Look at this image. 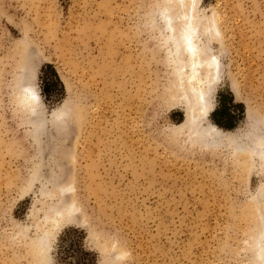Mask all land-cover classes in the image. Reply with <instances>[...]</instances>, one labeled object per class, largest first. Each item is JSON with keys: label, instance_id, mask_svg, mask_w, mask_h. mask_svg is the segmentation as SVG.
Wrapping results in <instances>:
<instances>
[{"label": "rangeland", "instance_id": "rangeland-1", "mask_svg": "<svg viewBox=\"0 0 264 264\" xmlns=\"http://www.w3.org/2000/svg\"><path fill=\"white\" fill-rule=\"evenodd\" d=\"M196 2L220 32L214 109L244 107L230 130L185 123L167 0H0V264H76L73 229L94 264H260L264 0Z\"/></svg>", "mask_w": 264, "mask_h": 264}, {"label": "bare ground", "instance_id": "bare-ground-1", "mask_svg": "<svg viewBox=\"0 0 264 264\" xmlns=\"http://www.w3.org/2000/svg\"><path fill=\"white\" fill-rule=\"evenodd\" d=\"M196 1L173 0L175 6H172L174 7L172 11L170 10L172 7L168 3H166L165 7H162V18L170 28V31L175 33L174 36L178 39L177 45L181 49L179 60L183 70L179 75V86L182 87L179 97L189 100L185 123L191 127H198L199 123L213 111L214 106L210 100V95L216 83L220 80L218 57L210 52L209 46L210 40L220 34V32L215 24L209 25L205 31L202 30L196 10H191L197 3ZM27 90L29 93H27ZM24 91L27 96L26 99L37 100L38 92L31 86L24 85ZM206 132L209 133L210 130ZM62 189L68 193L70 188L62 187ZM73 212L72 204L57 211L66 220L71 218L70 216ZM53 217L54 214L51 218ZM57 221L55 223L59 222ZM46 234L43 239L45 243L49 241L48 234ZM256 241L257 253L261 258L264 252V232L258 234ZM259 263L264 264V258Z\"/></svg>", "mask_w": 264, "mask_h": 264}, {"label": "trees", "instance_id": "trees-1", "mask_svg": "<svg viewBox=\"0 0 264 264\" xmlns=\"http://www.w3.org/2000/svg\"><path fill=\"white\" fill-rule=\"evenodd\" d=\"M40 92L44 97L49 99H59V97L63 93V85L59 79V76L55 69L46 64L41 68L40 73ZM217 103L218 107L214 109L211 114L210 118L212 122L220 127L225 129H232L235 126L236 121L239 119L240 116L244 113V107L241 103H234L232 95L229 94L228 96L224 97L222 93L217 94ZM75 233V241L72 242V246L75 248L78 247V251L76 254H70L68 251H62V255L65 257H73L75 258L76 264H94L93 258L90 257L89 252H85L82 248V240L83 237L78 234V232L73 229ZM77 249V248H76ZM79 253V258L76 256Z\"/></svg>", "mask_w": 264, "mask_h": 264}, {"label": "water", "instance_id": "water-1", "mask_svg": "<svg viewBox=\"0 0 264 264\" xmlns=\"http://www.w3.org/2000/svg\"><path fill=\"white\" fill-rule=\"evenodd\" d=\"M167 3H168V1H167ZM169 4H170L171 7L175 6V4L173 3V0H170ZM170 6H169V8H170ZM173 9H174V7H172V9H170V10L172 11Z\"/></svg>", "mask_w": 264, "mask_h": 264}]
</instances>
